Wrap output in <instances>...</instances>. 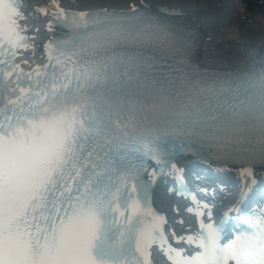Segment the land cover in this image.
<instances>
[{"label": "snow or ice", "instance_id": "obj_1", "mask_svg": "<svg viewBox=\"0 0 264 264\" xmlns=\"http://www.w3.org/2000/svg\"><path fill=\"white\" fill-rule=\"evenodd\" d=\"M21 3L0 0V264H152L153 246L170 264H264V215L244 214L248 227L225 241L228 214L211 222V206L192 196L198 232L170 230L196 250L177 248L145 178L158 175L148 160L160 173L169 165L184 195L177 151L264 165V67L205 81L155 17L53 0L36 9L54 33L48 62L25 71L16 58L35 45ZM157 44L177 61L167 75L145 54Z\"/></svg>", "mask_w": 264, "mask_h": 264}, {"label": "bare ground", "instance_id": "obj_2", "mask_svg": "<svg viewBox=\"0 0 264 264\" xmlns=\"http://www.w3.org/2000/svg\"><path fill=\"white\" fill-rule=\"evenodd\" d=\"M60 5L73 4L76 6H91L96 4H110L126 7L127 4L154 8L159 4L178 7L184 12L181 16L187 22L198 25L205 32V44L202 48V61L211 66H238L252 58L253 52L258 51L264 42V0H249L246 5H237L234 0H57ZM53 0H25L24 5L29 14H36L41 19L43 13L37 12L40 6L50 5ZM139 3V4H140ZM130 10V7L127 8ZM250 11V14L246 13ZM31 20L30 16H27ZM27 22V21H25ZM31 20L27 28L32 32V45L42 36L50 34L44 23L37 24ZM38 29V31H36ZM36 46V45H35ZM240 176V173H238ZM168 199L159 200L172 216L173 222L180 223L174 228L178 235L185 234L192 228L189 218Z\"/></svg>", "mask_w": 264, "mask_h": 264}, {"label": "rangeland", "instance_id": "obj_3", "mask_svg": "<svg viewBox=\"0 0 264 264\" xmlns=\"http://www.w3.org/2000/svg\"><path fill=\"white\" fill-rule=\"evenodd\" d=\"M248 1H249V0H247V3H246V4H248ZM259 10H260V11H264V7H263L262 9H259ZM246 13H247V14H250V11H249V12L246 11Z\"/></svg>", "mask_w": 264, "mask_h": 264}]
</instances>
